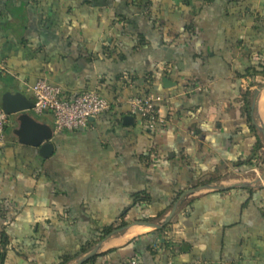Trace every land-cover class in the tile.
Instances as JSON below:
<instances>
[{
    "label": "crops",
    "instance_id": "crops-1",
    "mask_svg": "<svg viewBox=\"0 0 264 264\" xmlns=\"http://www.w3.org/2000/svg\"><path fill=\"white\" fill-rule=\"evenodd\" d=\"M257 65L264 0H0L4 264H57L98 244L82 264H264V78L246 75ZM38 79L111 109L54 135L52 117L30 108ZM147 95L165 121L152 132L126 106ZM29 121L52 131L47 158L19 141ZM200 183L222 189L189 195ZM140 193L149 202L132 205ZM174 205L163 232L137 225Z\"/></svg>",
    "mask_w": 264,
    "mask_h": 264
},
{
    "label": "built area",
    "instance_id": "built-area-1",
    "mask_svg": "<svg viewBox=\"0 0 264 264\" xmlns=\"http://www.w3.org/2000/svg\"><path fill=\"white\" fill-rule=\"evenodd\" d=\"M30 93L32 112L35 115L47 113L52 117L54 135L85 130L90 119L111 109V104L96 92H84L70 98L59 87L50 85L44 79H38ZM160 102L159 96L147 95L127 100L126 106L130 115L137 116L145 129L152 132L165 126L164 119L158 114ZM7 125L8 117L0 111V146L4 143ZM125 264H141V260L134 255Z\"/></svg>",
    "mask_w": 264,
    "mask_h": 264
},
{
    "label": "trees",
    "instance_id": "trees-1",
    "mask_svg": "<svg viewBox=\"0 0 264 264\" xmlns=\"http://www.w3.org/2000/svg\"><path fill=\"white\" fill-rule=\"evenodd\" d=\"M256 74L262 75L264 78V66L263 65H257V66L251 67L250 69L247 70V73H246V75H248L249 77L255 76ZM249 99H250V94L248 92H246V95L244 97V100H245L244 102L246 103L247 120H248V123L251 124L250 127H251L252 131H254L256 133V131H257L256 126H255L254 122H252V119L250 118V114H251L252 110H251V102ZM261 148H262L261 142L257 138L253 152L258 151ZM251 159H252V157L248 158L246 163H248ZM199 185L204 186L203 183H200ZM180 195H181L180 192L175 195L174 199L172 200V204H174L178 200ZM149 199H150L149 196L144 194V193L137 194L133 198L132 205H135V204L143 202V201L149 202ZM165 211L163 210V211L159 212L153 219H150V218L139 219V222L150 224L155 220H160L165 215ZM125 227H127V223H125L124 221L119 222L118 224H115V225H110V226L104 227L102 230V233H101V239L106 238V237L110 236L112 233H115L116 231H120V230L124 229ZM167 227L168 226H165L161 229H158L157 232H163L164 230H166ZM90 244H93V243H90ZM9 247H10L9 237H8L7 233L4 231V229H1L0 230V264H4L5 259H6V254H7V251L9 250ZM87 247L88 248L82 247L80 252L74 256H61V257H59L57 264H68L70 261L77 259L79 257V255L84 254L87 251H89L90 246L87 245ZM91 251H89V253ZM94 260H95V255L92 256L90 259H88L85 263H89V262H92Z\"/></svg>",
    "mask_w": 264,
    "mask_h": 264
},
{
    "label": "water",
    "instance_id": "water-1",
    "mask_svg": "<svg viewBox=\"0 0 264 264\" xmlns=\"http://www.w3.org/2000/svg\"><path fill=\"white\" fill-rule=\"evenodd\" d=\"M28 108H29V106H28ZM30 108H32V104H31ZM3 112L5 114L7 113L6 110ZM90 121H91V119H90ZM123 122L126 124L127 123L129 124L132 122V118L131 117H124ZM258 131L262 134V136L264 138V124H261ZM51 136H52V131L50 130V128H48L46 126L45 127L40 126L35 121H29L27 130L21 132L18 135L19 141L21 144L37 148L39 155L44 157V158H47L49 153H51V151L53 150V147L49 142L51 139ZM221 189L222 188H220V187H216V186H212V185H204V186H200L194 190L189 191L188 194L192 195V194L199 192V191L221 190ZM176 207L177 206L174 205L173 208L171 209V211L167 214V216L161 222H159L157 224L138 223L137 225H143L145 227L154 228L155 230L161 229L169 223L170 219L175 214ZM99 247H100V245L98 244L90 253H88L86 256H84V258L79 260L77 262V264H82L83 262L87 261L92 256H94L97 253Z\"/></svg>",
    "mask_w": 264,
    "mask_h": 264
}]
</instances>
